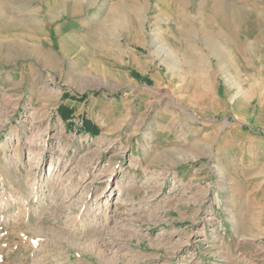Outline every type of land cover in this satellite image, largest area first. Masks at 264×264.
Instances as JSON below:
<instances>
[{
	"label": "rangeland",
	"instance_id": "obj_1",
	"mask_svg": "<svg viewBox=\"0 0 264 264\" xmlns=\"http://www.w3.org/2000/svg\"><path fill=\"white\" fill-rule=\"evenodd\" d=\"M4 1L0 264H264V0Z\"/></svg>",
	"mask_w": 264,
	"mask_h": 264
},
{
	"label": "bare ground",
	"instance_id": "obj_2",
	"mask_svg": "<svg viewBox=\"0 0 264 264\" xmlns=\"http://www.w3.org/2000/svg\"><path fill=\"white\" fill-rule=\"evenodd\" d=\"M62 2L60 3L62 6H64V5H66V4H68V3H70L71 1L70 0H61ZM73 2H76V0H72V2L71 3H73ZM58 3V1H56V4ZM60 6V5H59ZM76 6V5H75ZM80 6V5H79ZM77 8V7H76ZM8 12V7H7V5L5 4V1L4 0H0V25H2L3 26V28H5L6 26L5 25H7V28L9 29V30H11V31H16L17 33L19 32H21V25H19L18 23H14V25H8L6 22L7 21H5V19L2 17L3 15H6V13ZM182 14V13H181ZM185 16V15H184ZM187 17H189V16H187ZM186 17V18H187ZM191 19V18H190ZM187 21V20H186ZM10 23H12V22H10ZM8 31V30H7ZM32 32L34 31V30H31ZM18 35V34H17ZM216 42V44L214 43V45H211L212 47L210 48V55H212L215 59H216V61H217V63H218V65H220L221 63H223V62H226V61H228L229 62V60L230 61H232L233 62V65H244L243 64V60H242V58H243V55L245 54V49H241V48H233L232 49V51H231V54L230 55H228V53L229 52H227V42L225 41H223V43H217V41H215ZM222 44H224V45H222ZM35 48V47H34ZM38 49V48H37ZM196 57H197V55H195ZM198 61V60H197ZM193 64H196V63H194V62H191V61H189L188 63H187V65H191V66H193ZM228 65V64H227ZM197 68V67H196Z\"/></svg>",
	"mask_w": 264,
	"mask_h": 264
},
{
	"label": "trees",
	"instance_id": "obj_3",
	"mask_svg": "<svg viewBox=\"0 0 264 264\" xmlns=\"http://www.w3.org/2000/svg\"><path fill=\"white\" fill-rule=\"evenodd\" d=\"M66 113L64 115L65 118H67L69 116V114L66 115ZM87 127H88V131L96 133L97 129L94 126H91V125L88 124Z\"/></svg>",
	"mask_w": 264,
	"mask_h": 264
},
{
	"label": "crops",
	"instance_id": "obj_4",
	"mask_svg": "<svg viewBox=\"0 0 264 264\" xmlns=\"http://www.w3.org/2000/svg\"><path fill=\"white\" fill-rule=\"evenodd\" d=\"M18 10H19V9H17V12H18ZM18 22H20V21H18ZM5 26H7V25H5Z\"/></svg>",
	"mask_w": 264,
	"mask_h": 264
}]
</instances>
